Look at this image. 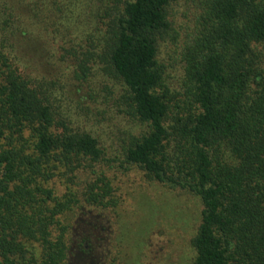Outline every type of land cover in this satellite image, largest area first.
I'll return each instance as SVG.
<instances>
[{
  "label": "trees",
  "instance_id": "16d2710c",
  "mask_svg": "<svg viewBox=\"0 0 264 264\" xmlns=\"http://www.w3.org/2000/svg\"><path fill=\"white\" fill-rule=\"evenodd\" d=\"M174 1L99 0L79 67L98 59L147 126L131 136L124 162L201 200L193 264H264V0H186L192 18L173 89L158 52L162 39L178 38ZM63 3L0 0V264H70L65 210L118 205L107 176L118 160L64 115L62 86L36 77L21 54L23 37H57L48 28ZM67 12L70 26L76 8ZM57 174L69 187L61 199L45 185ZM74 245L96 257L94 242Z\"/></svg>",
  "mask_w": 264,
  "mask_h": 264
},
{
  "label": "rangeland",
  "instance_id": "374dc122",
  "mask_svg": "<svg viewBox=\"0 0 264 264\" xmlns=\"http://www.w3.org/2000/svg\"><path fill=\"white\" fill-rule=\"evenodd\" d=\"M61 3L64 7L61 12L56 11L57 24L48 28L57 37L48 33L30 44L23 37L21 54L36 77L45 76L62 86L58 95L64 115L75 126L91 131L106 155L118 160L112 163L107 175L118 199L116 207L101 212L73 204L60 217L72 230L74 243L87 239L98 246L93 258L73 243L70 264H193L192 239L201 222V200L149 177L139 165L124 162L131 136L146 131L147 126L136 120L127 107L124 83L104 70L98 59L89 60L87 70L79 67L78 58H83L86 44L81 40L85 38L83 29L86 22L90 25L91 12L100 8V2ZM68 7L76 8L77 21L70 26H66ZM170 8L178 38L162 39L158 56L166 66L169 86L175 89L179 88L183 74L178 46L193 10L186 0L174 1ZM45 185L60 199L69 190L60 174Z\"/></svg>",
  "mask_w": 264,
  "mask_h": 264
}]
</instances>
